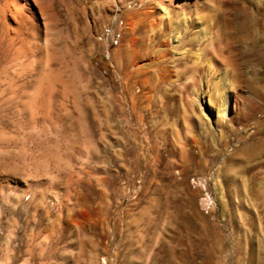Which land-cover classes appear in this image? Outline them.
<instances>
[{"label": "rangeland", "instance_id": "obj_1", "mask_svg": "<svg viewBox=\"0 0 264 264\" xmlns=\"http://www.w3.org/2000/svg\"><path fill=\"white\" fill-rule=\"evenodd\" d=\"M196 1L0 0V264H264V0Z\"/></svg>", "mask_w": 264, "mask_h": 264}, {"label": "bare ground", "instance_id": "obj_2", "mask_svg": "<svg viewBox=\"0 0 264 264\" xmlns=\"http://www.w3.org/2000/svg\"><path fill=\"white\" fill-rule=\"evenodd\" d=\"M154 10L155 9L152 6L151 7L149 6V7H145L142 9H137L133 13L134 14L136 13L137 15H143V16H145V15L146 16H153ZM168 14L170 16H172L171 21H172V19H175L177 17V14H171V13H168ZM161 21H162V17L161 18L157 17V18H154L151 22H148L147 25H149L153 28V25L159 26L162 23ZM260 22H259V19L257 18V16L253 12L247 11L236 26L237 32H234L231 34L232 35L234 34L233 37L237 40H244L245 41L246 39L254 38L255 34H256L255 33L256 29L259 26ZM163 24H164V22H163ZM217 27H219V26H217Z\"/></svg>", "mask_w": 264, "mask_h": 264}]
</instances>
